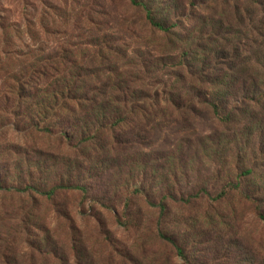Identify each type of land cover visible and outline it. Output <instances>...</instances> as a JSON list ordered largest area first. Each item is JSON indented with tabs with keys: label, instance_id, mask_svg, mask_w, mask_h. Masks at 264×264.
I'll return each instance as SVG.
<instances>
[{
	"label": "rangeland",
	"instance_id": "obj_1",
	"mask_svg": "<svg viewBox=\"0 0 264 264\" xmlns=\"http://www.w3.org/2000/svg\"><path fill=\"white\" fill-rule=\"evenodd\" d=\"M152 8L0 0V264H264V0Z\"/></svg>",
	"mask_w": 264,
	"mask_h": 264
},
{
	"label": "trees",
	"instance_id": "obj_2",
	"mask_svg": "<svg viewBox=\"0 0 264 264\" xmlns=\"http://www.w3.org/2000/svg\"><path fill=\"white\" fill-rule=\"evenodd\" d=\"M156 4H157V0H151V2H148V3L142 2L141 0H132V5L135 8H137L138 11L144 12L145 21L147 22L149 28L151 30H153L154 34H156V33L170 34L172 32V30H174L175 28L178 27V24L173 25V26H167L162 20H160L158 18V16L155 14L154 8H152V6L156 5ZM43 60H47V59H40V58L35 59L33 61V63L30 64L29 70L27 72H25V74H24V79H23L24 82L19 83L17 85V87L12 90V92L14 93V96L16 97L15 102H14V107L15 108H13L14 109L13 112H17V111H19L21 109H25L26 110V109L30 108V106L27 103V101H29L28 99L34 94L36 82H29L26 79L27 78H31L32 76H35V75H43L44 74V72L46 70H44L43 67H42L43 70L41 72L39 71L40 69H42L41 66H40V63ZM69 62H71V60H67V63H69ZM70 64H73V62L70 63ZM58 73L65 74V71L64 72H61V71L55 72V74H58ZM60 74H58V75H60ZM68 84H72V85H67V87L64 86L65 90L63 92L64 94L61 93V94H63L62 97L63 98L70 97L72 100H75V98H73L71 95H72V93L75 92L77 86H76V84H73L71 82H69ZM28 87H30V90L32 91V95H30V93L28 92V90H27ZM72 100H70V101H72ZM134 114H136V113H134ZM133 116H135V115H133ZM115 125L116 124H114V126ZM58 188H60V186L52 188L50 190V192L46 193V196L49 198L51 195H54L56 193L54 191L56 189H58ZM70 189L71 190H82L84 188L78 187V186H74V187H70ZM85 193H87V192H85ZM161 237H164V236H161ZM171 243L177 247V245H176V243H174V241H171ZM179 252H180V254H182V250L181 249H179Z\"/></svg>",
	"mask_w": 264,
	"mask_h": 264
}]
</instances>
